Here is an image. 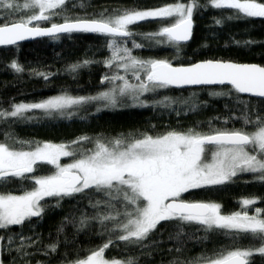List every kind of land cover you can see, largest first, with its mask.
Here are the masks:
<instances>
[{
  "label": "trees",
  "instance_id": "16d2710c",
  "mask_svg": "<svg viewBox=\"0 0 264 264\" xmlns=\"http://www.w3.org/2000/svg\"><path fill=\"white\" fill-rule=\"evenodd\" d=\"M22 2V0H21ZM176 0H66L57 15L41 21V27L64 23L65 17L99 19L125 9L148 10ZM188 3L190 0H181ZM193 11L192 39L185 44L156 43L145 34L158 31L170 21L151 19L130 26L137 35L115 38L120 47H127L139 60H168L174 66L213 60L264 66V18L245 17L232 9L213 8L209 0H197ZM5 13L0 10V16ZM23 12L9 17L16 19ZM231 17V18H229ZM221 23L217 24L216 21ZM6 22L0 20V23ZM112 37L91 33H67L10 47H0V111H10L18 103H36L56 95L90 97L108 90L119 81L105 80L106 76H125L138 82L128 71L106 61L112 58ZM133 41L143 47H133ZM15 61L23 70L15 71ZM87 61V63H85ZM78 65L73 70V66ZM39 73L47 74V79ZM215 93H225L215 95ZM143 99L146 107L126 102L104 109L94 101L78 105L69 115L46 114L32 110L22 117L0 119V143L17 150H30L36 143L72 144L80 137H89L84 145L92 147L97 139L108 142L120 136H139L142 133L160 135L168 131L210 133L213 130L244 128L254 131L255 125H245L244 118L264 119V100L249 98L230 90V87L173 89L166 87ZM168 99L165 104H154ZM27 142V143H21ZM66 158L63 161L70 160ZM51 165L39 164L33 176L50 175ZM31 179L11 178L0 184V193L22 194L31 190ZM108 198L94 189L73 196L48 197L41 201L40 216L25 220L21 225L0 229V259L2 264H74L111 240L104 256L122 264H204L224 250L257 248L260 242L251 235L222 229H206L197 223L161 222L139 243L121 241L116 221L101 223L99 217L113 211L103 201ZM192 202L217 203L221 213L247 211L255 215L264 210V181L253 174H239L220 184L192 189L182 194ZM256 202L245 208L241 201ZM96 201H101L97 206ZM116 209L123 211L119 201ZM264 216V211L261 213ZM84 221L81 223V221ZM55 245V251L52 250ZM250 264H264V255L254 253Z\"/></svg>",
  "mask_w": 264,
  "mask_h": 264
},
{
  "label": "snow or ice",
  "instance_id": "6c2138e0",
  "mask_svg": "<svg viewBox=\"0 0 264 264\" xmlns=\"http://www.w3.org/2000/svg\"><path fill=\"white\" fill-rule=\"evenodd\" d=\"M216 9H232L245 17L264 18V0H209ZM66 0H0V46L15 45L30 37H56L60 33L86 32L110 36L113 42L112 58L106 61L109 67L117 63L126 72L131 70L138 83H130L119 74L105 80L122 81L97 96L73 97L57 95L36 103H18L10 111H0V119L22 117L32 110H43L46 114L94 101H103L105 106L115 107L120 97H129L140 106H147L140 97L148 92L171 85H229L236 93H247L264 97V66L234 62L207 60L189 66H174L168 60H139L131 55L127 47H120L115 38H131L137 33L130 26L148 19L170 21L162 24L158 31L145 34L156 43L167 42L179 45L192 35L193 11L197 0L174 3L148 9H125L114 15H100L99 19H77L65 17L64 23H52L41 27L39 22L48 21L57 15ZM16 19H9L19 13ZM231 18V17H229ZM221 23L220 20L216 21ZM133 47H143L133 41ZM87 63V61H85ZM11 67L23 69L13 61ZM78 65L73 66V70ZM143 73V75L141 74ZM47 79V74L39 73ZM225 93H215L224 95ZM163 103V102H161ZM245 125L254 124V131L244 128L213 130L210 133L189 129L187 132L168 131L160 135L142 133L139 136H120L103 142L97 139L94 147L82 150L73 162L62 164V157H76L71 144L51 142L36 143L30 150H17L0 143V184L11 178L31 179L34 186L22 194L0 193V229L21 225L25 220L40 216L41 201L46 197H65L94 189L108 199L103 201L110 211L99 217L101 223L116 221L113 230H119L118 239L128 243H139L148 238L164 221L197 223L206 229H222L237 234L251 235L260 242L257 248L224 250L204 264H250L254 253L264 255V216L256 209L255 215L238 211L230 215L221 213L217 203L192 202L182 199V194L192 189L209 185H220L238 173L258 174L264 180V119L256 121L245 117ZM90 140L80 137L72 144ZM27 143V142H21ZM210 154V159H209ZM39 164L54 166L50 175H29ZM113 201L121 202L123 211L116 209ZM254 199H243L247 208ZM101 201H96L99 205ZM84 221L82 220L81 223ZM111 240L92 251L75 264H122L118 260L105 258V250ZM56 246L52 245L55 251ZM132 264V261H128Z\"/></svg>",
  "mask_w": 264,
  "mask_h": 264
},
{
  "label": "rangeland",
  "instance_id": "374dc122",
  "mask_svg": "<svg viewBox=\"0 0 264 264\" xmlns=\"http://www.w3.org/2000/svg\"><path fill=\"white\" fill-rule=\"evenodd\" d=\"M148 20H151V19H148ZM123 70H124V69H123ZM128 73H130V75H132V71H131V70H129ZM141 74L143 75V73H141ZM121 83H122V81H119V82H117L116 84H112V87H111V88H113L115 85H119V84H121ZM130 83L136 84V83H138V82H130ZM111 88H110V89H111ZM110 89H108V90H110ZM164 89H165V88H161V89H157V90L154 91V92H148V93H145V94H143V95L140 97V99H141L142 101H144L145 104L148 106V105H149V102H147V100L143 99V97L146 96V95H148V94H154L155 92H157V91H161V90H164ZM108 90H105V91H108ZM105 91H103V92H105ZM99 94H100V93H99ZM99 94H98V95H99ZM56 96H57V95H56ZM95 96H97V95H95ZM52 97H53V96H52ZM49 98H51V97H49ZM49 98H47V99H49ZM169 101H170V100L165 99V100H162V101L156 102V103H154V104H165V103H168ZM98 102H100L101 107L104 108V109H110V108H115V107H116V106H115V107H112V106H105V102H103V101H98ZM124 102H126L127 104H129V105H131V106L146 107V106H140L139 104L134 103L129 97H120V98H119V103H118V104H120V103H124ZM161 102H163V103H161ZM118 104H117V105H118ZM75 107H77V106H73L72 108H69V109H65V110H63V114H61V112H58V111H54V112H52V113L58 114V115H60V116H66V115H69V113H70ZM42 111H43V110H42ZM84 142H86V141H84ZM84 142H82L81 144H71V145H72V148L76 150V152H77V156H76V157H72V159L67 160V161H63V160L66 159V158H71V157H62L60 162H61L62 164H68V163H71V162H73V160H74L75 158H78V156H79V154H80V152H81L82 150H89V149H92V148L94 147V144H93L92 147H90V146L84 145ZM209 159H210V154H209ZM52 167L54 168V166H52ZM54 171H55V168H54ZM248 173H249V174H253L257 180H260V179H258V174H255V173L243 172V173H238L237 175H239V174H248ZM237 175H236V176H237ZM260 181H264V180H260ZM209 186H211V185H209ZM204 187H206V186H204ZM46 198H48V197H46ZM181 198H182V197H181ZM118 261H119V260H118ZM0 264H2L1 259H0ZM74 264H75V263H74Z\"/></svg>",
  "mask_w": 264,
  "mask_h": 264
},
{
  "label": "water",
  "instance_id": "95a60500",
  "mask_svg": "<svg viewBox=\"0 0 264 264\" xmlns=\"http://www.w3.org/2000/svg\"><path fill=\"white\" fill-rule=\"evenodd\" d=\"M50 27V26H49ZM193 30H194V23H193V27H192V35L190 37V39L188 41H185V42H181L180 44H185V43H188L191 39H192V36H193ZM72 33H86V32H72ZM64 34H67V33H60V34H57V36H60V35H64ZM91 34H98V33H91ZM103 35V34H101ZM43 38H52L50 36H40V37H30L28 39H25V40H22V41H18L17 44L15 45H19V44H23V43H29V42H33V41H37V40H40V39H43ZM15 45H7V46H0V47H10V46H15ZM203 62V61H202ZM199 63V62H197ZM257 65V64H256ZM170 88H173V89H178V90H182V89H196V88H213V87H230L229 85H183V86H175V85H171V86H168ZM241 94V93H239ZM242 96H246V97H249V98H254V99H259V100H264V97H258V96H253L251 94H247V93H244V94H241Z\"/></svg>",
  "mask_w": 264,
  "mask_h": 264
}]
</instances>
